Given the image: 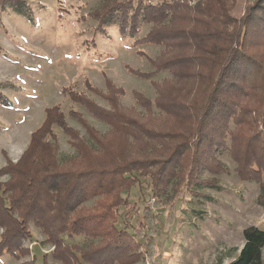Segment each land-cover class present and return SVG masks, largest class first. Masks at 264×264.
<instances>
[{"label":"trees","instance_id":"16d2710c","mask_svg":"<svg viewBox=\"0 0 264 264\" xmlns=\"http://www.w3.org/2000/svg\"><path fill=\"white\" fill-rule=\"evenodd\" d=\"M190 1L106 0L92 12L102 33L116 23L121 35L134 36L141 23H152L136 43L164 46L153 60L154 70L129 71L149 78L167 69L171 78L154 82L153 102L134 91L146 118L133 107H122L119 96L124 91L109 78L106 91L85 81L109 108L84 92L63 89L110 128L102 134L70 110L71 117L85 127L94 143L90 144L67 124L59 105L45 110L42 124L31 133L21 156L8 159L0 168V173L9 174V180L0 183L7 197L6 204L0 194V256L6 253L19 259L30 253L23 242L31 235V222L52 244L51 257L62 264H131L141 252L133 251L126 243L130 233L117 226L119 209L130 203L122 192L145 179L150 180L153 195L164 192L171 181L175 193L192 191L204 169L221 170L215 156L220 149L231 152L242 180L259 183L258 201L264 205V52L256 55L245 49L248 41L264 34V0H254L239 18L230 14L235 0ZM8 2V7L18 10L26 5L24 0ZM0 102L8 104L1 93ZM153 105L164 113L158 120L170 124L156 123ZM52 124L69 135L77 148V157L63 164L55 161V145L44 140ZM91 199L94 204L86 211L83 204ZM63 235L97 241L68 243ZM242 235L244 243L229 264H264V230L249 226ZM43 264L54 263L45 254Z\"/></svg>","mask_w":264,"mask_h":264},{"label":"rangeland","instance_id":"374dc122","mask_svg":"<svg viewBox=\"0 0 264 264\" xmlns=\"http://www.w3.org/2000/svg\"><path fill=\"white\" fill-rule=\"evenodd\" d=\"M8 1L2 4L0 0V93L8 101V104L0 102V168L8 159L16 161L21 156L31 133L42 124L45 110L52 106L59 105L67 124L90 144L94 143L85 127L71 117L70 110L80 113L98 132L104 134L109 130L108 123L97 119L82 104L73 102L63 90L84 92L98 105L109 108L102 96L87 88L86 80L94 88L106 91L105 80L109 78L124 91L119 96L122 107H133L142 118L148 117L136 102L134 91L153 102L157 96L154 82L160 84L165 78H171L167 69L149 78L129 71V68L141 72L154 70L153 60L164 46L136 43L152 23H141L134 36L121 35L116 23L106 26L102 33L96 28L98 20L92 12L106 0H24L26 5L22 10L8 7ZM252 2L235 0L231 16L239 18ZM245 49L256 55L264 52V34L248 41ZM180 93L178 89L177 94ZM152 113L155 121L164 117L154 105ZM163 122L171 123L164 120L156 123L164 126ZM27 138V144H23ZM44 140L55 145V161L59 163L78 155L70 136L57 124L51 125ZM226 141L230 144L229 137ZM215 156L223 167L219 172L204 169L192 191L182 188V192L175 193L171 181L164 192L153 195L150 180L145 179L122 192L130 203L119 209L117 226L130 233L126 243L133 251L141 252L131 264H229L244 243V228L255 226L264 230V205L258 201L259 183L240 178L229 150L220 149ZM8 180V173H0V183ZM0 194L7 204L3 188ZM93 204L91 199L83 205L88 211ZM12 215L17 217L16 213ZM28 230L31 235L23 246L30 253L17 260L34 258L35 264H43L46 254L49 262L62 264L51 257L53 246L44 241L46 236L41 230L31 222ZM2 231L0 226V234ZM63 236L65 242L80 245L97 241L83 235ZM15 260L6 253L0 256V264H12Z\"/></svg>","mask_w":264,"mask_h":264},{"label":"crops","instance_id":"0c3cea01","mask_svg":"<svg viewBox=\"0 0 264 264\" xmlns=\"http://www.w3.org/2000/svg\"><path fill=\"white\" fill-rule=\"evenodd\" d=\"M39 125V124H38ZM30 132V131H29ZM30 134V133H29ZM28 140H29V138H27L26 140H23V144H27V142H28ZM16 143V140L14 141V142H12L11 144L13 145V144H15ZM17 145H19V144H17ZM20 262V260H15V261H13V263L12 264H17V263H19Z\"/></svg>","mask_w":264,"mask_h":264}]
</instances>
